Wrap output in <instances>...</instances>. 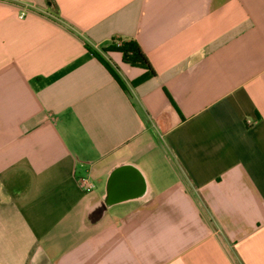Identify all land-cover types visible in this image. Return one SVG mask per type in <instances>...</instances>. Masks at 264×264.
Segmentation results:
<instances>
[{
	"label": "crops",
	"instance_id": "obj_1",
	"mask_svg": "<svg viewBox=\"0 0 264 264\" xmlns=\"http://www.w3.org/2000/svg\"><path fill=\"white\" fill-rule=\"evenodd\" d=\"M0 264H264V0H0Z\"/></svg>",
	"mask_w": 264,
	"mask_h": 264
},
{
	"label": "trees",
	"instance_id": "obj_2",
	"mask_svg": "<svg viewBox=\"0 0 264 264\" xmlns=\"http://www.w3.org/2000/svg\"><path fill=\"white\" fill-rule=\"evenodd\" d=\"M86 48L96 57L98 58L105 67L109 70V72L115 77V79L121 84V86L126 90L129 91L127 84L125 83L123 77L119 73L118 67L105 56L106 52L109 51H119L122 53L123 60L126 63L139 65L146 69L145 73L138 77L134 84L142 82L152 76L155 75V70L151 65V62L143 50L142 46L136 39H124V40H117L115 39L113 43L107 47L96 48L91 45L89 42L84 41Z\"/></svg>",
	"mask_w": 264,
	"mask_h": 264
},
{
	"label": "water",
	"instance_id": "obj_3",
	"mask_svg": "<svg viewBox=\"0 0 264 264\" xmlns=\"http://www.w3.org/2000/svg\"><path fill=\"white\" fill-rule=\"evenodd\" d=\"M127 171H128L127 169H120L119 171H117V172L115 173V175H112V179H111V182H110V189H109V191H110V193H109V197H110V198H111L112 195L116 194V192H114V190L116 191V189H114V184H113V182H114V179H115L117 173L122 172V173L124 174V173L127 172ZM122 179H123V178H122ZM122 179H121V180H122ZM122 183H123V187H124V189H129V188L132 187V186H131L132 181L124 180ZM130 186H131V187H130ZM134 187H136V186L134 185ZM113 189H114V190H113ZM126 191H127V190H124V193H125Z\"/></svg>",
	"mask_w": 264,
	"mask_h": 264
},
{
	"label": "built area",
	"instance_id": "obj_4",
	"mask_svg": "<svg viewBox=\"0 0 264 264\" xmlns=\"http://www.w3.org/2000/svg\"><path fill=\"white\" fill-rule=\"evenodd\" d=\"M26 15V12H22L21 16L24 17ZM87 190L90 191L93 189L94 184L93 183H86Z\"/></svg>",
	"mask_w": 264,
	"mask_h": 264
}]
</instances>
